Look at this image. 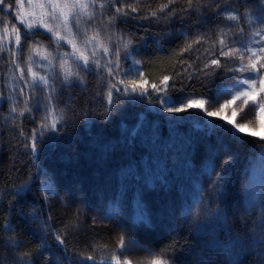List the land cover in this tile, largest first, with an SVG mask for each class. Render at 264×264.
Masks as SVG:
<instances>
[{"label":"trees","instance_id":"obj_1","mask_svg":"<svg viewBox=\"0 0 264 264\" xmlns=\"http://www.w3.org/2000/svg\"><path fill=\"white\" fill-rule=\"evenodd\" d=\"M130 2L139 9L138 13L132 15L142 16L149 9L155 10L160 4L169 3V0ZM221 4L222 0L219 4L208 3L207 0H192V7L189 8L188 0L172 1L169 8L177 9V13L167 23L156 24L142 18L129 19L127 24L117 22V31L123 30L126 37H133L134 45H140L138 51L143 62L142 70L148 81L145 87L150 94L152 83L159 85L163 75L175 78L177 72L183 73V67L191 64L192 68H189L188 73H183V85L178 79L169 81V85L175 82L177 88L184 89L181 92L169 86L167 91L171 100H177L185 94L200 99L214 96L220 84L219 78L203 82L202 74L201 80H197L195 76L189 80L187 76L192 69H198L212 58L211 53L215 51L212 45L218 29L229 32L230 35L236 31L226 27L229 23L221 21V13L217 15ZM116 6L119 7V3ZM197 8L202 15L197 14ZM105 12L112 14L107 9ZM12 13V16L2 17L10 23L0 25V34L5 36V39L0 40V48H11L14 53L12 59L20 62V67H24L23 61L31 54L29 49L34 47L35 42H42L39 46L44 47L49 41L45 36L36 35L28 41V48L23 53L19 52L14 43H8V34L3 33L4 27L10 29L20 25L19 18L13 20L16 9ZM175 26L178 28H173ZM39 31L46 33L43 29ZM181 31L188 33L187 42L184 36L175 33ZM164 32L173 35L162 36ZM200 34L207 43L194 45L192 51L185 52L183 56L177 55L181 47H186L193 39H200ZM21 37L23 45V28ZM158 38L163 44V51L157 50ZM68 50L66 47L61 49ZM0 54L4 57L0 61V93L5 96L0 104V116L3 117L0 119V259L4 264H16L22 258L29 260L31 264H55L56 259L62 264H82L89 255L99 259L100 253L115 251L114 230L105 223L93 222L94 208L99 210L102 220V211H106L109 218L121 229L132 233L144 247L156 252L169 249L168 258L174 260L185 255L182 251L186 247L192 249L196 242L202 251L198 256L195 255L198 264H262L261 258L256 254L259 248L253 249L251 242L243 255H238L241 251L238 246L231 247L229 252L232 241L226 230L215 220L205 223L203 231L197 232L193 227L195 216L188 215V210L197 203L188 202L184 214L168 217L164 212L169 208L162 198H156L163 187L160 175H156L155 179L150 178L152 159L155 156L159 159L158 153H162L166 146H171L177 158L184 162L200 163L211 168L214 171V184L203 194V201L197 210L205 206L215 209L217 205L213 198H218L219 207L227 217L228 228L234 230L232 236L246 237L252 232L253 222L261 215V201L264 200V151L255 143L259 138L240 134L243 136L242 141L227 139L233 165L222 172L228 153L216 147L215 137L206 136L203 127L198 128L193 123L169 121L164 113L157 111L159 102L154 98L152 102L139 97L132 101L123 98L119 110L113 112L105 122L100 114L106 111L107 102L104 97L107 88L101 86L95 74H87L85 88L73 87L62 91L59 107L65 111L68 123L57 140L49 141L45 137L39 159L33 166L29 154L23 148L24 136H20L19 132L23 128L25 136H28L34 128H39L43 108L41 106L40 111L34 109L35 121L28 119L29 114L25 112L20 118L22 123H13L9 115L11 102L7 99V93L14 89L12 94L16 96L20 87L27 86L16 78L19 69L9 64L8 52ZM33 71L38 72L39 67L33 64ZM208 71L211 72L212 69L209 68ZM25 76L28 78L27 73ZM119 86L123 88V85ZM57 88H60L59 84ZM115 95L113 92L114 97ZM24 98L16 96L19 100ZM17 107L19 109L22 105ZM16 115L17 113H12V116ZM67 140L73 146L72 152L66 150ZM147 156L150 158L149 162L145 160ZM219 161L222 167L219 166ZM42 170L50 173L64 195L66 204L59 212L49 210L42 194ZM176 171L178 178L170 189L174 196H179L185 183L190 180V173L187 172L190 170L181 168ZM176 171L174 167L167 171L169 180H173ZM221 175L222 187L214 191L213 186ZM20 185H27V190L17 194L16 188ZM182 200L189 201L190 196L187 195ZM34 212L50 226L46 236L47 247L42 246L44 233L40 231L38 221L31 218ZM205 214L200 213L201 219ZM9 224L11 230H5L4 225ZM245 224L248 225L247 228ZM53 233L64 238L63 245L58 244ZM10 238L18 247L9 245ZM216 239L220 241L219 245L215 244Z\"/></svg>","mask_w":264,"mask_h":264},{"label":"snow or ice","instance_id":"obj_2","mask_svg":"<svg viewBox=\"0 0 264 264\" xmlns=\"http://www.w3.org/2000/svg\"><path fill=\"white\" fill-rule=\"evenodd\" d=\"M172 0H169L171 3ZM208 3L219 4L221 0H207ZM119 3V7L116 5ZM169 3L160 4L157 9H149L146 14L142 16L132 15L138 13L139 9L130 0H0V25L10 23L3 19L4 16H12V10L16 9V15L13 20L19 18L20 25L3 28V33L8 34V43H14L16 49L23 53L28 48V41L36 35L45 36L49 44L40 47L42 43L36 41L31 53L26 60L23 61L24 67H20V62L13 60L14 55L11 48H0V53L7 51L9 54V64L14 68L19 69V75L16 77L23 85L27 87H20L16 91V96H24L23 100L16 99L11 89L7 93V99L11 102L9 115L13 123L22 121L20 118L27 112L28 119L35 121L36 117L33 111H40L43 108V115L40 117L41 124L39 128H34L28 136H25L23 128H20L19 135L24 136L23 148L29 154L30 159L35 166V161L39 159V152L45 142V137L49 141H55L60 138V133L68 123V118L65 111L59 107L61 103V95L63 90H71L73 87H86L85 75L95 74L101 83L102 87L107 88L105 95L106 111L101 113V119L107 122L113 112L119 110L120 101L127 97L130 100L140 99L149 100L152 102L153 98L158 101L163 107L161 111H168L169 113H185L187 116L179 117V119H192L202 122L205 135L208 137H215V144L218 149L224 150L228 153V158L223 162L222 172L231 168L233 165V157L229 152L227 139L233 141L243 140L241 133H245L249 127V123L244 122L248 113H252L259 122L264 117V0H258L259 16H254L253 13H239L238 9L232 8L231 5L226 6L217 13H224V18L227 21L235 22L226 27L240 28V34L236 32H225L218 29L215 33L216 39L212 47L215 49L211 53L212 58L208 63H204L198 69H192L188 74L187 79L191 80L193 76L197 80L209 82L210 79L219 78L221 83L217 86L216 96L214 99L210 98L209 103L218 105L209 110L205 108V101L203 99H194L190 95L178 97L176 103L169 104L172 99L167 89L169 86L177 91H184L183 87L177 88V84L173 82L169 85L170 80L178 79L183 85V73H188L191 64L183 67V73L177 72L175 78L169 75H163L159 82L151 84V94L145 85L148 81L144 78L143 70L139 67L142 63L134 58L139 55V44L134 45L133 37L125 35L123 30L117 31V22L127 24L129 19H148L153 23L159 24L161 22L167 23L171 17L177 13V9L169 8ZM189 8L192 7V0H188ZM105 9L112 13L107 21L102 25L92 23L99 18L103 19ZM126 9H130L126 10ZM198 15H202L199 9H195ZM249 25L248 38L245 39L242 35L243 28L240 27V22ZM55 23V27H53ZM61 26L63 31H61ZM140 27H144L140 25ZM21 28H23V39L25 43L21 45ZM45 29V32H40L39 29ZM35 29V31H33ZM91 29V35L89 34ZM162 36H171L173 33L164 32ZM176 35L185 37L188 40V33L179 32ZM200 39H193L191 43H187L186 47H181L178 56H183L185 52H191L194 45L207 43L203 40L202 34ZM5 39L3 34H0V40ZM141 43L143 42L142 38ZM157 50L163 51V44L158 38L156 41ZM239 47H234V45ZM65 47H70L71 51H61ZM51 48V51H49ZM207 51V50H206ZM221 58L224 62L221 63ZM4 59L0 54V61ZM125 62L130 61L129 66L124 69L121 60ZM199 57H197V60ZM33 64H36L42 72L40 74L33 71ZM181 64H184L181 61ZM212 71L209 72L208 69ZM25 73L28 74L26 78ZM135 74V79H127L130 75ZM83 74V75H82ZM51 76V79H49ZM117 78H119L117 80ZM2 79V77H0ZM5 84L7 80L4 81ZM57 84L60 88H57ZM119 85H123L121 88ZM39 92V95H37ZM113 92L116 93L115 97ZM161 93H164L162 96ZM5 96L0 93V104L3 103ZM223 98V103H220ZM239 102V112L244 115L241 116V122L237 123L234 117L238 114L237 105ZM17 105H22L18 109ZM190 109H197L199 111L189 112ZM247 109V111H245ZM226 110H231V117ZM12 113H17L12 116ZM76 115L75 112H73ZM3 117L0 116V119ZM212 118V119H209ZM175 119V118H174ZM59 125V127H58ZM19 126V125H17ZM197 127H201L197 123ZM51 133L52 135H48ZM251 135H256L254 132ZM259 141H264V136L259 137ZM258 143V146L264 151V143ZM45 175H47L45 173ZM223 175L218 178V182L213 186L214 191L222 187ZM27 190V185H20L16 188V193ZM50 186L45 190V198L47 192L50 191ZM193 205L188 210L189 216H195L194 229L197 232H202L205 223L215 220L220 227L224 228L228 234V238L232 241L228 251L231 252V247L238 246L241 251L238 255H243L247 252L249 242L253 249L259 248L256 254L261 258L264 264V200L261 201V215L256 219L252 232L248 233L246 237L239 235L232 236L233 229L228 228L227 217L223 214L219 207V199L213 198L216 203V208L212 209L210 206L203 208ZM206 213L201 219L200 213ZM32 219L38 221V227L44 237H42V246L47 247L46 236L50 231L48 223L40 219L35 212ZM248 225L245 224V228ZM5 230H11V226L4 225ZM215 236V229L213 230ZM53 238L59 245L64 244V238L61 235L53 233ZM9 245L18 247L14 241L9 239ZM127 243H133L132 237L127 238ZM220 241L215 240V244L219 245ZM118 248L122 250L119 255L113 253L108 257L101 256L97 259L94 256H87L82 261V264H133L131 259H128L126 253L125 236L122 233L118 244ZM149 257L146 264H172L168 259L169 249H161L158 252L148 248L142 249ZM66 251V249H65ZM124 256L125 259L121 260ZM0 264H4L0 259ZM16 264H31L27 259H21ZM55 264H62L59 259L55 260Z\"/></svg>","mask_w":264,"mask_h":264},{"label":"rangeland","instance_id":"obj_3","mask_svg":"<svg viewBox=\"0 0 264 264\" xmlns=\"http://www.w3.org/2000/svg\"><path fill=\"white\" fill-rule=\"evenodd\" d=\"M133 2H138L139 0H130ZM173 2L179 1V0H172ZM25 5L27 6V0H25ZM231 5L232 8L238 9V12L243 14V13H253L254 16H259L260 13L257 10L258 9V0H242V1H237V0H222V4L219 5V9H223L226 6ZM110 15H108L105 12V15L103 17V19L97 18L96 21L92 22L98 25H102L103 23H105L108 19ZM220 19V18H219ZM20 21V20H19ZM221 21H227L224 18V13L221 12ZM227 23H229V25L234 24L235 22L232 21H227ZM53 27H55V23H53ZM240 27L243 28V33L242 35L244 36L245 39L248 38V29H249V25L243 23V20H241L240 22ZM173 28H178V27H173ZM236 31V33L240 34V28H236L233 27ZM42 29V28H41ZM35 30V29H33ZM45 30V29H43ZM61 31H63V28L61 26ZM46 31V30H45ZM178 33V32H175ZM89 34L91 35V29H89ZM234 47H239V45H234ZM71 51L70 47H66ZM134 58L138 61L142 62V59L139 55H135L134 54ZM211 59V58H210ZM209 59V60H210ZM208 60V61H209ZM224 62V58H221V63ZM131 62H125L123 59L121 60V64L123 66L124 69H126L129 64ZM143 63V62H142ZM142 63L139 65V67L142 69ZM36 65V64H34ZM38 73L40 74H45L44 72L41 71V69L39 68ZM135 74L133 73L132 75H130L127 79H135ZM119 78H117L118 80ZM221 83V81H220ZM216 96V93L214 94V96L212 97V99H214ZM127 98V97H125ZM194 99H200V98H194ZM128 100V98H127ZM130 100V99H129ZM205 101V108L212 110L213 108L217 107L218 105L209 103V99H203ZM132 101V100H130ZM172 103H176V106H180V104L178 103L177 100H169V104ZM220 103H223V98H221ZM157 111L164 113L168 120L171 122H185V123H193L195 125H197V123L201 124V127H203L202 122L197 121L195 118L192 119H183L182 121L179 119V117L182 116H187L188 113H169L168 111L164 110L161 111V108L163 107V105H161L160 103H157ZM233 107H237L238 109V114L236 117H234L233 119L236 120L237 123L241 122V116L244 115L243 113L239 112V102H237V105H234ZM199 111L197 109H190L189 112H196ZM227 114L231 117V110H226ZM247 111V109L245 110ZM175 118V119H174ZM212 119V118H209ZM246 123H249V127L246 129L245 133H241L244 135H250V136H254L259 138L260 136H264V117L261 118V120L259 122L256 121V117L254 114L252 113H248L246 120L244 121ZM255 133L256 135H251V133ZM66 150L68 152H72L73 150V146L71 144L70 141L67 140L66 142ZM173 148L171 146H166L165 149L162 151V153H158L159 159L155 156L152 159V164L153 167L152 169L150 168V178L155 179L156 175H160L161 178V183L163 185L162 189H161V194L158 195L156 198H162V200L164 201V203L167 205V207L169 209L165 210V214L168 215V217H177V216H181L182 214H184L187 210V206H188V202H194L197 203L200 198L203 196V194L206 192L207 189H209L213 184H214V171H212L211 168L209 167H204L203 165H201L200 163H188V162H184L182 159H178L176 152L174 150H172ZM145 160H147L148 162L150 161V158L147 156L145 158ZM175 163L177 164V166L175 167ZM219 166L222 167L221 165V161H219ZM172 167L175 168L176 170H180L181 168L184 169H189L190 171H187L190 173L189 177L190 180L188 183H185V188L182 189V193L180 192L179 196H174L171 192V187L173 185L174 180H177L178 178V173L177 171L175 172V175H173V180H169L168 176L169 174L167 173V171L171 170ZM45 173L47 175H45ZM216 175V174H215ZM50 186L51 190L47 192V198H45V190L46 188H48ZM40 187H41V191L42 194L47 202V205L49 207V210L51 212H59L61 211L66 204L64 195L62 194V192L57 188L54 179L52 178V176L50 175V173L47 170H42L41 175H40ZM187 195L190 196V200L186 201V200H182L184 197H186ZM180 198H182L181 200H179ZM102 215H103V220L101 219V217L99 216V210L98 209H92V220L93 222H101V223H105L106 225H109L113 230H114V236L116 237L114 240V246L116 247V249H114L115 251H105L100 253L98 256H105L108 257L111 254L115 253L117 255L120 254V252L122 250H120L118 248V244L121 238V234L123 233L125 236V241H126V248L128 249L126 256L128 259H131L133 261V264H146V260L149 258L147 256V254L142 250L144 247L143 245H141L133 236L132 233L127 232L124 229H121V227L119 225H117L115 223V221L111 218H109L106 214V211H102ZM101 215V216H102ZM131 236L133 243L131 245H129L127 243V238ZM194 248V249H193ZM193 248H187L184 249L182 251V253L184 252L185 255H181V257H178L177 260L168 258L172 261V264H198L197 259L195 258V255H199L202 251L201 248L199 247L198 243H194L193 244ZM200 249V251H199ZM98 259V257H96ZM125 257L122 256L121 260H124Z\"/></svg>","mask_w":264,"mask_h":264}]
</instances>
